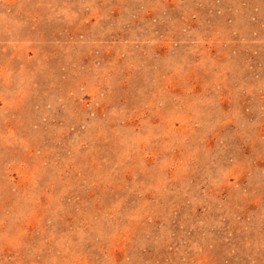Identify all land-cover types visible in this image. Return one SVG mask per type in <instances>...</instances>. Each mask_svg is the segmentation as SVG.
I'll return each mask as SVG.
<instances>
[{"label":"rangeland","instance_id":"374dc122","mask_svg":"<svg viewBox=\"0 0 264 264\" xmlns=\"http://www.w3.org/2000/svg\"><path fill=\"white\" fill-rule=\"evenodd\" d=\"M0 264H264V0H0Z\"/></svg>","mask_w":264,"mask_h":264}]
</instances>
